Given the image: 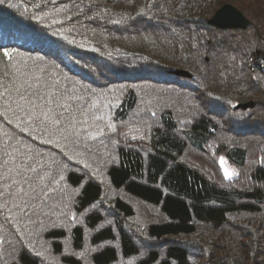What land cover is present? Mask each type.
Wrapping results in <instances>:
<instances>
[{
  "label": "trees",
  "instance_id": "16d2710c",
  "mask_svg": "<svg viewBox=\"0 0 264 264\" xmlns=\"http://www.w3.org/2000/svg\"><path fill=\"white\" fill-rule=\"evenodd\" d=\"M226 2L247 27L209 23ZM4 48L116 131L76 155L0 117L64 177L33 222L0 210V264H264V0H3L9 83Z\"/></svg>",
  "mask_w": 264,
  "mask_h": 264
},
{
  "label": "snow or ice",
  "instance_id": "6c2138e0",
  "mask_svg": "<svg viewBox=\"0 0 264 264\" xmlns=\"http://www.w3.org/2000/svg\"><path fill=\"white\" fill-rule=\"evenodd\" d=\"M52 2L55 3V0ZM66 10L65 7L54 9L56 13ZM59 22L52 21L53 24ZM121 22L114 21L117 24ZM2 51L13 72L9 83L5 82L7 75L0 78V117L9 125L15 122V128L22 132L45 137L42 140L45 144L59 146L62 143L76 155L86 153L90 148V141L103 137L105 127L110 132L116 131L115 125L110 121L104 127L98 123L104 121L105 117L96 115L99 111L98 100L88 102L85 99L82 93L86 89H78L74 85L68 87L35 61L30 65L16 49L10 51L4 48ZM14 53L20 56L19 60ZM9 115L12 119H8ZM151 115L155 116L156 113L152 112ZM132 138L136 139L135 136ZM220 162L226 179L238 175L224 166L223 157ZM85 167L88 165L85 164ZM63 179L59 162L47 159L31 142H25L22 137L6 132L0 126V210L7 212L6 222H18V218L33 222L32 216L42 211L47 200L56 192L52 185L59 184ZM3 243L5 238L0 236V244ZM36 255L43 256V252H37Z\"/></svg>",
  "mask_w": 264,
  "mask_h": 264
},
{
  "label": "water",
  "instance_id": "95a60500",
  "mask_svg": "<svg viewBox=\"0 0 264 264\" xmlns=\"http://www.w3.org/2000/svg\"><path fill=\"white\" fill-rule=\"evenodd\" d=\"M209 23L219 28H245L249 24L247 17L235 6L226 3L217 9L209 19ZM181 75L187 72L180 70ZM252 102H244L236 105L238 108L246 109L252 107Z\"/></svg>",
  "mask_w": 264,
  "mask_h": 264
},
{
  "label": "rangeland",
  "instance_id": "374dc122",
  "mask_svg": "<svg viewBox=\"0 0 264 264\" xmlns=\"http://www.w3.org/2000/svg\"><path fill=\"white\" fill-rule=\"evenodd\" d=\"M226 3H229V2H226ZM226 3H225V4H226ZM229 4H231V3H229ZM219 8H220V7H219ZM219 8H218V9H219ZM212 16H213V15H212ZM212 16H211V17H212ZM211 17H210V18H211ZM248 102H252V103H253V101H248ZM225 166H226L230 171H232L231 168L228 166V164H225ZM223 173H224V172H223ZM239 225H241V222H240ZM191 238H192V237H191ZM193 238L195 239V237H193ZM220 241H221V240H220ZM215 248H216V247H215ZM222 254L225 256V251H224V253H222ZM209 256H210V255H209Z\"/></svg>",
  "mask_w": 264,
  "mask_h": 264
},
{
  "label": "built area",
  "instance_id": "2783aa9c",
  "mask_svg": "<svg viewBox=\"0 0 264 264\" xmlns=\"http://www.w3.org/2000/svg\"><path fill=\"white\" fill-rule=\"evenodd\" d=\"M256 63H258L259 65H261L262 67H264V63H260L258 61H256Z\"/></svg>",
  "mask_w": 264,
  "mask_h": 264
}]
</instances>
